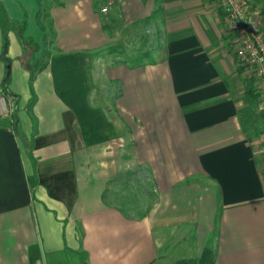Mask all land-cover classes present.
I'll return each instance as SVG.
<instances>
[{
  "label": "crops",
  "instance_id": "crops-1",
  "mask_svg": "<svg viewBox=\"0 0 264 264\" xmlns=\"http://www.w3.org/2000/svg\"><path fill=\"white\" fill-rule=\"evenodd\" d=\"M246 2L264 33V0ZM0 8L15 100L0 113V264H171L205 247L214 264H264V175L216 0ZM14 21L30 57L2 46Z\"/></svg>",
  "mask_w": 264,
  "mask_h": 264
},
{
  "label": "built area",
  "instance_id": "built-area-1",
  "mask_svg": "<svg viewBox=\"0 0 264 264\" xmlns=\"http://www.w3.org/2000/svg\"><path fill=\"white\" fill-rule=\"evenodd\" d=\"M224 9L226 26L234 34L237 55L255 72L260 85L264 87V33L257 20L247 8L246 0H216ZM103 11L106 7L101 8ZM0 100L4 106L0 113H11L15 102L11 93H5L0 86ZM8 105V107H7Z\"/></svg>",
  "mask_w": 264,
  "mask_h": 264
},
{
  "label": "trees",
  "instance_id": "trees-1",
  "mask_svg": "<svg viewBox=\"0 0 264 264\" xmlns=\"http://www.w3.org/2000/svg\"><path fill=\"white\" fill-rule=\"evenodd\" d=\"M217 2V1H216ZM217 5L222 9L225 18L224 9L217 3ZM37 20L41 27L44 29V21L42 19V8L40 7L37 12ZM0 24L4 26L6 24L5 19L1 14L0 8ZM10 24L15 28L19 35L20 43L23 49L25 50V54L28 53V57L32 55V53L38 48L37 43L33 40L32 37L24 34L26 23L25 21L21 22H13ZM228 29V28H227ZM229 31V29H228ZM230 32V31H229ZM230 34L234 37V34L230 32ZM5 41L3 40V46L5 45ZM233 54L234 61V72L240 79L242 92L243 94L251 99L258 107L257 114L261 120H264V87L260 85L259 79L256 77L255 72L249 67L248 63L244 62L234 51L230 49ZM5 93H11L6 89V83L4 86H1ZM171 264H214V253L210 247H205L200 256L198 257H183L175 260Z\"/></svg>",
  "mask_w": 264,
  "mask_h": 264
},
{
  "label": "rangeland",
  "instance_id": "rangeland-1",
  "mask_svg": "<svg viewBox=\"0 0 264 264\" xmlns=\"http://www.w3.org/2000/svg\"><path fill=\"white\" fill-rule=\"evenodd\" d=\"M247 8L249 9L248 4H247ZM249 11H250V9H249ZM253 16L257 20H260L259 17L255 16L254 14H253ZM5 26H6V24L3 27L5 28ZM6 29L4 31L2 30V32H1L3 35L2 46H3V40L7 43L8 39H10L14 43L16 42V44H19L20 39H19V35H18L17 31L13 30V29H10L8 31ZM6 43H5V45H6ZM154 44H155V42H152V43L149 42V44H143L141 46V48L136 51L135 56L139 58L141 55L144 54V52H148L150 49V46H153ZM120 54L121 53H118V50H117L115 55L120 56ZM237 92H238V89L235 88L233 90V93L236 94ZM243 101L244 102H243L242 107H244V112H246V114H245V116H246L245 121L247 123L246 127L249 131L250 137L253 139V141L255 143L257 159H258L259 165L261 167L262 175H264V120H261L259 118V116L257 114L258 107L251 99L245 97V100H243Z\"/></svg>",
  "mask_w": 264,
  "mask_h": 264
}]
</instances>
